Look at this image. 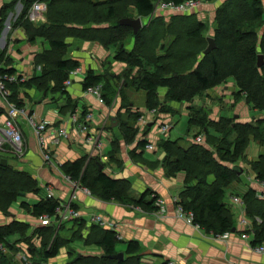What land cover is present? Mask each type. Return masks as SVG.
<instances>
[{"label":"trees","instance_id":"1","mask_svg":"<svg viewBox=\"0 0 264 264\" xmlns=\"http://www.w3.org/2000/svg\"><path fill=\"white\" fill-rule=\"evenodd\" d=\"M38 1L40 0L25 1L24 13L21 15L22 27L29 42L41 38L48 42L49 48L35 54L34 66H39L40 72L38 77L27 81L44 86L45 90L53 87L54 91L65 95L66 105L60 109L62 112H73L76 109V103L66 93L64 85L70 72L80 66L77 60L64 56L68 45L65 38L72 36L98 41L106 48L115 46L113 59L136 68L133 75L127 74L126 79L122 80V86L143 90L146 110H163L164 106L169 108L167 105L172 101L189 104L196 95L231 78L236 85L233 92L235 98H244L251 108L264 112V31L261 35L257 33L264 16L262 0H225L219 5L214 18L215 47L205 54L203 52L208 45L207 37L203 35L205 23L195 13H172L167 21L154 12L157 0H49L46 3L45 21L33 26L31 21L28 23L26 14L28 6ZM163 1L180 3L184 0ZM124 17L146 18L147 22L136 33H133L130 26L112 25ZM128 37L133 39L130 49L125 48ZM259 54L263 56L260 67L257 65ZM4 55L8 56L0 51V63L11 64ZM14 72L12 67L0 69L2 75ZM45 80L52 81L53 85H47ZM28 82L3 80L9 91L7 101L23 108L24 102L19 98L18 89ZM97 85H100L101 97L106 105H110L121 94L106 74H96L88 69L81 82L82 89L88 90ZM160 88L164 89L162 100L159 98ZM188 110H193L191 105ZM198 119L199 116L194 114L188 117V122L193 124ZM263 121L264 119H258L257 123ZM199 122L203 124L202 121ZM128 124V121L123 123L125 126L122 137L126 141L136 134V130ZM212 127L223 138L231 132L236 133L235 141L231 143L232 148L229 143L225 145L220 140L215 146L214 156L213 151L201 143L192 142L184 146L179 139L166 138L159 142V146L164 153L162 164L165 174L174 176L177 172H184L185 175L184 188L179 193L175 206L180 205L184 213L192 214V224L206 232L221 235L234 228L233 215L224 198L226 188L238 179V174L233 169L234 165L227 163L234 162L242 154L248 139L260 136L261 132L252 123H234L226 117H221ZM214 140L216 142L217 137L210 136L206 143L215 144ZM146 143L142 139L137 144L144 148ZM112 156L110 161H114ZM85 162L86 156H82L62 163L61 169L71 180L78 181L93 196L102 200L133 205L147 212L157 209L155 201L159 195L151 189L145 190L138 198L132 197L128 180L112 178L103 169H99L102 163L93 157ZM253 169L256 178L264 181V154L253 162ZM210 176H213L212 181L208 180ZM38 191L37 180L28 172L16 170L9 164H0V212L8 213V209L21 199L20 195ZM242 198L246 205V215L252 223L253 244L264 243V202L256 199L252 190H248ZM19 205L35 217H52L56 214L58 200L45 197L32 205L26 201H21ZM26 226L25 223L15 221L10 225L0 226V243L9 244L8 238L12 233ZM79 226L85 227V223L80 222ZM42 228H36L40 229L42 235L40 247L30 248L32 264H47L46 260L55 257L63 245L61 240L64 238L58 235L51 244L48 243L47 240L55 229L53 225ZM22 240L27 242L25 237ZM17 241L19 240L15 242ZM84 241L87 245L99 247L101 254L74 257L69 264H140L141 257L137 253L139 244L136 241L127 242L123 251L127 258L120 261L111 258V255L119 252V240L114 230L92 223ZM131 257L135 258L136 263L127 261ZM0 260L2 264H10L5 254L0 253Z\"/></svg>","mask_w":264,"mask_h":264},{"label":"crops","instance_id":"2","mask_svg":"<svg viewBox=\"0 0 264 264\" xmlns=\"http://www.w3.org/2000/svg\"><path fill=\"white\" fill-rule=\"evenodd\" d=\"M8 3L9 2H0V20L3 16V11L8 7ZM205 6L210 8L207 2ZM214 9L216 8L214 7ZM166 11L167 10H164L162 12L164 13ZM197 16L202 20L200 16L203 15L197 14ZM18 32L21 36L13 37L15 44H11L8 48H5V38H2L3 40L0 39V51L7 50L6 55L13 59L15 58L14 62L8 65L1 62L0 69L12 67L15 69V74H22L25 77V82H28L27 80L32 81L31 79L39 75L40 67L34 66V56L36 53L47 48V43L39 39L37 42L38 44L34 41V45L33 42L26 41V39L24 40L25 36L22 31L19 30ZM2 36L3 33L0 30V37ZM87 43L84 44V46H76V49L68 56V58L80 62L79 67L82 73L78 74L79 76L75 77L70 84L64 85L66 93L76 103V111L79 113L83 110L91 112L93 123L96 124L98 120H103V118H106L105 120H110L114 115H111V108L108 109V107L104 106L102 102H99L94 95L87 92L88 90L82 89L80 80H82L81 77L83 78L88 69L93 70L96 74H103V67L101 69L100 64L101 58H97L95 54L101 55L105 53V55H107L109 54L108 52L114 50L110 47L108 51L103 47L102 49L98 44L90 46V44ZM132 45L133 39L129 42L128 49H130ZM119 63L122 64V62ZM113 71L118 72L115 70ZM229 80L228 83L224 85L208 89L204 92L205 95L208 96L213 91H220V96L218 97L221 98V100L226 101L231 98L233 101L232 96L233 92L236 90V85L234 81ZM30 81L28 84H24L23 87L18 89L19 98L24 102L23 109L26 115H31L38 121L45 120L49 125L68 128L67 130L74 136L71 139L74 141H62L58 146L50 148L51 150L54 148L52 159L62 164L66 161H72L88 155L86 159L87 163L91 157L94 158V154L98 155L90 145L84 142V135L76 130V126L71 122L70 111L65 110V112H62L60 110L66 105L65 95H62L59 91H54L52 89L53 87L45 90L40 85L38 88L36 84ZM159 93L161 94L159 98H162L164 90H159ZM205 103L206 101H202V104ZM110 106L112 107V105ZM137 107L136 109L142 108L141 106ZM5 111L6 104L0 99V126L6 118ZM252 112L254 111H252L250 107L238 105L237 111H233L234 117H240L236 123L248 122V118L250 119V116L254 114ZM108 115L110 116L109 118ZM221 116H226V114ZM263 117L264 114L259 116L258 119H262ZM154 119L157 120V117H154ZM16 122L24 135L25 149L21 157H16L17 155L13 151L0 150V157H7V164L16 170L28 172L39 183V191L37 193L22 195L17 203L20 204L21 201H26L29 205L35 204L42 198L47 197V187H50L52 196L56 200L61 202L72 201V205L79 211L80 217L78 219H68L65 221L66 223L64 222L62 225L63 228L69 226L67 230L70 231L71 234L77 230L79 232L77 238L81 241L80 246L74 250L69 249L73 255L72 258L81 255H94L95 253L98 254L101 252L100 250H94L95 248H99L94 244H88V247H84L85 245L82 244L84 238L88 234V227L92 224L89 222L88 217L91 214H96L102 216L109 225L112 224V227L108 226L103 228L114 230L117 233L119 240L117 245L118 251H124L128 241H136L139 244V251L137 253L141 257L139 259L140 264H163L168 261L174 264H264V254L255 251L253 248L255 245L253 244V233L249 229H246L245 225L239 223L242 217L250 222V218L246 215V205L242 198L248 190H252L255 198L264 202V198L260 196L263 187L256 178L254 171L252 172L250 170L248 172L242 168L241 173L238 175V179L226 188L224 202L232 212L234 231L231 230L221 235H214L210 232H206L203 228L188 223L185 219L178 217L176 214L175 199L178 198L179 193L184 188V172H178L175 176H168L161 166L150 169L145 164L135 163L134 161H136V158L132 156L133 153H131V151L129 156L123 153L121 157L123 168L121 169L109 163L110 156H106V153H103L104 157L101 156L104 158V161L101 162V165L105 173L115 179L128 180L131 185L129 191L132 197L138 198L145 190L151 189L159 195L158 198L163 200V208L160 210L157 206V209L151 212L143 211L140 208L141 211H139L137 209L138 207L134 208L133 205L122 204L116 201L100 200V198L96 196L84 193L80 187H71V185L65 181L62 174H60L59 169L44 163L42 156L38 152L37 139L28 126L25 115L18 116ZM170 122L171 121L165 118L157 122V124H153L154 128L149 130V135L146 134L148 143L157 145L159 142L157 141L154 143L153 137L160 139L162 138L161 135H163L159 129V125L162 123L170 124ZM152 123H154V121ZM94 130H96V128L93 126L90 131L94 133ZM170 131L171 128L167 131V134H169ZM157 134H159V136ZM47 135L48 133H46V137ZM109 137V133L106 134V131L102 132L100 142L103 147L101 146V151L107 148V138ZM47 140H49V137H47ZM138 142L139 140H137V143ZM137 143L132 144L130 148L139 149L140 147H138ZM7 144L9 148H11V145L9 143ZM153 151H149L144 147L140 148L138 152H141L140 154L147 162L155 163L154 160L160 157ZM161 155H164V153H161ZM251 155L252 157L256 156V150L255 154L251 153ZM101 156H98L99 160L102 159ZM10 158H17L16 163H11L9 161ZM210 179L211 177L208 178L209 181H211ZM42 190L43 192H41ZM234 197H240L244 203V207L236 203L233 200ZM28 198H30L29 200L32 202H28L26 200ZM24 211L25 210L21 208V211L14 210V212L12 211L10 213L0 212V226L10 225L14 221L25 223L28 226L24 235L27 242L23 241V238L19 239L17 232H13L8 238L9 244H4L8 248V252L5 255L6 258L9 259L10 264H32L33 259L31 250L41 245L40 229L36 230V228L45 226L40 223L38 217L33 216L30 212ZM80 222L85 223V227L82 226L81 228L79 226ZM60 236L64 239L66 238L63 235ZM16 240L19 241L15 242Z\"/></svg>","mask_w":264,"mask_h":264},{"label":"rangeland","instance_id":"3","mask_svg":"<svg viewBox=\"0 0 264 264\" xmlns=\"http://www.w3.org/2000/svg\"><path fill=\"white\" fill-rule=\"evenodd\" d=\"M25 1L26 0H0V2H2V3L3 2L4 3L9 2L7 4L8 7H6V9L3 11V16L1 17V23H0V30L3 33V36L0 37V39L5 38V48H8V46H10L11 44L12 45L15 44L13 37L21 36L18 32L19 30L23 32V35L25 36L24 40L26 39V41H27V33L23 30V27H22L23 18H21V15L24 13V9H25L24 8L25 7ZM40 1L44 2V3L49 2V0H40ZM220 1L221 0H211V1L201 0V2L198 4V6L195 7L194 9H191L189 13H182V14L195 13L196 16H197V14L203 15V16H200L202 18V21L205 23V29L203 31V35L207 38L213 37L215 34V23H214L215 12H216L217 7L219 5H221L225 0H223L221 2ZM262 1H263V11H264V0H262ZM206 2L209 4L210 8L205 6ZM34 3L31 4L32 6L31 5L28 6L29 10L27 12L28 14H26L27 16H29V13H31V9L34 8ZM214 7L216 9H214ZM213 9H214V12H213ZM166 12L163 13L162 11H157V14L162 15L163 18L168 21V19L172 16L173 12H171L169 10H167ZM42 13H43V17H40L35 21H31L28 17V19H29L28 23H30V21H31V23H30L31 25L38 26L39 23L44 22L46 19L47 4H46V9ZM134 16H136V15H134ZM142 22L146 23L147 19L143 18ZM263 31H264V16H263V21H261V25L257 28L258 35H261V33ZM4 32H5V35H4ZM128 38L126 39V42H127V44H126L127 46H125L126 49H128L129 42L132 40V38H129V39ZM39 39H41V38H36L35 43H37L39 41ZM42 40L47 43V48H49L48 42L44 39H42ZM65 41L68 43L67 48H66L65 53H64L65 57L70 56V53H72V51L74 49H76L75 48L76 46H84V44H86L87 42H88L87 44H90V46L98 44L101 48L103 47L104 49H106L108 51L110 48V47L109 48L104 47L98 41L83 40L82 38H78V37H74V36L66 37ZM35 43H34V45H35ZM111 47L114 51L108 52L109 54H107V55H105V53H103L101 55L95 54V56L97 58H101L100 64H101V69L103 67V69H102L104 72L103 74H106V76L108 77V80L114 85V87L116 89H118V91H120L121 94L119 96H117V98L115 100L112 101V103L110 104V105H112V107H111L110 105H106L103 102L102 97H101V93H100V88H99L98 93H94L92 91H87V92L94 95L99 100V102H102L104 106L108 107V109L111 108L112 114L111 113L110 114L114 115V116L110 120L109 119L105 120L106 118L105 119L103 118V120L100 119L95 124V123H93L92 117L90 119L86 118V114L88 112L79 113L78 111H76V109L73 112L72 111L69 112L71 122L74 123V125L76 126V130L84 135L83 136L84 142L87 145H90V147L92 149H94V151L98 154V155L94 154V158L96 160H98L100 163L102 161H104L103 160L104 159L103 153H106L105 154L106 156L107 155H109V156L113 155L112 157H113L114 161H109V163H112V165L114 167H118V168L122 169L123 168V163H122L123 161H122L121 157H122L123 153H125L127 156H129L130 155L129 153L131 151V153H133L132 156H134L136 158V161H134L135 163L138 162V163L145 164L150 169H155L157 166L163 167L162 160H163L164 155H161V153L163 154V151H162V148L159 146V143L157 145H155V144L153 145L152 143H150L152 145V148H148L145 145V149H148L149 151L155 150L153 152H155L156 155L158 157H160L159 159L154 160L155 163L147 162L145 160V158H143L142 155L140 154L141 152H138V151H140V148L139 149H136V148L131 149L130 147L132 144L137 143V140L140 141L143 139V140L147 141V139H146L147 135L146 134L150 133L149 130L151 128L152 129L154 128L153 124L155 125V123L157 124V122H160L161 120H163L165 118L168 119V121H171L169 124L171 131L169 134L166 133V134L161 135L162 138H160V139H156L157 137H153L154 143H156L157 141L160 142L161 140H165L166 138L173 139V140L179 139L180 143L184 146H188L192 142L201 143V144L205 145L206 147L210 148L213 151L214 156H216V147L215 146L218 145L221 141H223V143H225V145H227L229 143L230 147L232 148L231 143H233L235 141L236 133L231 132V133L227 134L226 138H223V136L220 133H218L214 130L212 125H214L215 122H218L221 119V117H226L228 119L230 118V119H232V121L234 123L237 120H239L240 117H237V118L234 117L235 115H233V111H237L238 105L244 106V107L246 106L248 108L250 107V105L245 101L244 98L236 99L235 96L233 95L232 96L233 101L231 100V98H229L230 100L223 101V100H221V98L218 97V96H220V91H217V92L213 91L208 96H206L205 93L203 92L201 94L196 95L195 98L192 100V102H190L188 105L186 103H179V102L172 101L167 105V106H169V108H167L166 106H164L163 110H159V108H156L155 112H152L150 110H146V108H145V92L143 90H137L134 87L122 86V80L124 78L126 79L127 74L133 75L136 72V68H130L123 62H122V64H120L119 61L115 62V60L113 59V56L115 54L116 47L115 46H111ZM114 47H115V49H114ZM47 48H45V49H47ZM88 48H91V47H88ZM2 52L4 54H7V50L2 51ZM5 57L9 58V62H11V63L14 62L15 58L13 59L10 56L4 55V58ZM78 68H80V67H78ZM75 70L76 69H74L70 72L69 78L66 81H64V84H66V85L70 84L72 82V80H74L75 77L79 76L78 74L82 73V72H80L79 69H78V71H75ZM113 70L118 71V72H114ZM10 75L17 77L16 81L19 80L20 82H25V77L20 73H19V75H17L14 72V74H10ZM116 75H121V76L115 77ZM72 76H74V77H72ZM84 76H85V74H84ZM84 76H83V78H84ZM20 78H22V79L20 80ZM83 78L81 77L82 80H83ZM229 79H228L229 81H233V79H231V78H229ZM82 80H80V82H82ZM228 80L226 82L221 83L218 86H221V85L228 83ZM45 81H47V83H48L47 85H51V86L53 85L52 81H50V80H45ZM38 86L39 85H36V87H38ZM42 88L44 89V86H42ZM47 89H49V88H47ZM159 90H164V89L160 88ZM159 96L161 97L160 93H159ZM0 99L4 103L7 101L6 98L2 97V96H0ZM160 99H162V98H160ZM72 101H73V99H72ZM202 101H206V103L202 104ZM190 105L193 108L192 111L188 110V107ZM79 106H81V105H79ZM137 106H141L142 108L136 109V108H138ZM251 109H252V111H254V112H252L254 114L250 116V119L248 118V123H252V125L254 127L259 128L261 135L256 137V138L251 136L248 139V142H247L242 154L240 156H238L234 162H231V163L228 162L227 163L228 165H231V164L239 165L241 168H244L245 171H248V172L250 170L252 172L254 171L253 162L258 160L260 158V155L264 154V121L262 123H259V124L257 123L259 116L263 115L264 112L253 109V108H251ZM5 112H6V118H5V120H6L8 117L7 108H6ZM74 113H75V117L77 116V121H72V119H73L72 114H74ZM194 114L198 115L199 119L197 121H194L193 124H189L188 117L192 116V115L194 116ZM224 114H226V116H221ZM18 116H20V115H18ZM18 116L15 119L16 124H17L16 120H17ZM28 117H30L29 120H28ZM28 117H26L27 124L31 128V130L33 131V133L37 139L38 152L42 156L44 163L47 165L49 164L51 166H55L57 169H59L60 174H62L65 181L68 182L71 185V187H74V188L80 187L81 185L80 186L78 185L77 187H75L74 184H80V183L75 182V180L69 179L68 176H66L64 174V172L62 171L61 163H58V162H56L57 160L52 159L53 153H54V151H53L54 148L52 150L50 149L51 147L58 146L60 144V142H62V141H68V142L74 141V140H71L72 137H74L73 134H71V132L67 130L68 128L66 129L64 127L49 125L47 123V121H45V120L38 121L31 115H28ZM109 117L110 116L108 115V118ZM154 117H157V120H155ZM30 119H33L36 124H39L38 122H43L45 125V129L42 131V134H40V135H42V138H43V143L41 146H40L39 136L37 135V133L35 131V127H33L31 125ZM112 119H115V122H116V124L114 126L111 124ZM262 119H264V117ZM199 120L202 121V123H203L202 125L200 124ZM126 121L129 122L128 125H131L133 127V129L136 130L135 136L131 137L129 139V141H126L122 137L123 127L125 126V125H123V123H125ZM153 121H154V123H152ZM83 125L86 126V129L83 128ZM17 126H18V124H17ZM93 126L96 128V130L93 131L94 133L91 132L92 130L90 131V129H92ZM18 129H19V126H18ZM47 131H49V132H47ZM103 131H106V134L109 133L110 137L107 138V141H108V146H106L107 148L104 151L103 150L101 151L102 144L100 142L101 141L100 138H101V134ZM19 132L21 133V145H20L19 149H14L12 146H11V148H9V145L7 144V143H9V141L7 139H3L2 141H0V150H2V151L10 150V151H13L17 155L16 157H21V154L23 153V151L25 149V138H24V135L20 129H19ZM46 133H48L47 137H49V140H47ZM130 133H131V130L129 131V134ZM157 135L159 136V134H157ZM198 135L201 137L200 142H197L194 140V138H196ZM210 136L217 137V141L215 142V140H214L215 144H207L206 143L207 138ZM147 143H148V141H147ZM254 148L256 150V156L252 157L251 153L255 154ZM143 151H146V150H143ZM99 155L103 156V157L101 156L102 159H100V160L98 159ZM0 158H3V157H0ZM87 158H88V155H86V159ZM5 159L7 160V157ZM16 159L10 158L9 161L11 163H16ZM99 166H102V165L100 164ZM210 177H211L210 180L212 181L213 176H210ZM37 183H38V181H37ZM129 185H130V183H129ZM81 187L83 188V189L82 188L81 189L84 193L92 195L89 191L88 192L85 191L83 186H81ZM130 187H131V185H130ZM47 188L50 189V187H47ZM41 192H43V190ZM22 195H25V194H22ZM22 195H20V197H22ZM29 199L30 198H28L26 200L28 202H32ZM100 200H102V199H100ZM176 201H178V198L175 199V202ZM67 202L72 203V201H67ZM12 208L14 210L21 211V208L17 202H15L8 209V213H10L12 211L14 212V210ZM134 208H136V207H134ZM137 209L139 211H141L140 208H137ZM159 209L162 210L161 208H159ZM176 214H177V212H176ZM178 217H180V216L178 215ZM75 219H78V218H75ZM183 219H185V218H183ZM240 220H241V218H240ZM240 220H239V223L241 224ZM64 222L60 226H58L56 228L54 227L55 229L52 232L51 237H49V240L45 239L48 241L49 244H51V242L53 241V239L56 235H58V236L63 235L66 237L65 239H62V240L60 239L61 243L63 244L62 248L59 249L58 254L55 257L46 260L47 264H69V262L74 259V258H72L73 255L71 254V251L69 249L74 250V249L78 248L81 244V241L77 238L78 237V231H76V233H74V234L73 233L71 234L70 231L67 230V228L69 226L66 228L62 227ZM188 223H191V222H188ZM67 225H69V224H67ZM20 228L21 229H18V231L17 230H15V231L17 232V235L19 236V238H23L24 237L23 234L28 229V226H26L24 228H22V227H20ZM245 228L249 229L253 233V236H254V232L252 230V223L251 222H249V226H246ZM232 229H234V228H232ZM32 231H33V229H32ZM41 240H42V235H41ZM82 244L85 245L84 247H88L87 244H85V241H83ZM253 248L255 249L254 246H253ZM94 250H98V251L100 250L101 251L100 248H97V249L95 248ZM100 253H98V254L95 253L94 255L97 254V256H98ZM89 256L91 257L93 255H89ZM124 257L127 258L128 256L124 255ZM124 257H123V259H124ZM90 261H94V260H90ZM127 261L136 263V260L134 257L128 258ZM168 262H171V261H168ZM90 263L91 262H89V264ZM92 264H99V262H96V263L93 262Z\"/></svg>","mask_w":264,"mask_h":264},{"label":"built area","instance_id":"4","mask_svg":"<svg viewBox=\"0 0 264 264\" xmlns=\"http://www.w3.org/2000/svg\"><path fill=\"white\" fill-rule=\"evenodd\" d=\"M200 2H201V0H184L180 3H173V2H165L163 0H157L154 3V12L169 10L173 13H189L190 10L197 7ZM45 9H46V3L41 2V1L35 2L34 8H32L31 13H29V16H28L29 19L31 21H35L38 18L43 17L42 12ZM78 69L80 70V68H76L75 71H78ZM21 79L22 78H20V80ZM3 80L16 81L17 77L12 76V75H6V74L2 75L0 73V96L5 97L7 100V96L9 94V91H8V89L5 88ZM99 88H100L99 85L95 86V87H90L88 89V91L98 93ZM5 104H6V108H7L8 117L0 126V141H2L3 139H7L14 149H19L20 145H21V133L19 132L18 126L15 123V119L18 115H25L26 117H28V115H26L25 110L23 108H18L14 103L6 101ZM150 111L155 112L156 110L152 109ZM72 115H73L72 121H77V116L75 117V113ZM91 117H92V113L88 112L86 114V118L90 119ZM29 118L30 117H28V120H29ZM30 123L33 127H35V131H36L37 135L39 136L40 146H41L43 143V138H42V135H40V134H42V131L45 129V125L43 122H38L39 124H36L33 119H30ZM83 128L86 129V126L83 125ZM169 128H170L169 123L159 125V129H160L162 134H166ZM194 140L197 142H200L201 137L198 135L196 138H194ZM146 147L152 148V145L150 143H147ZM75 182H78V181H75ZM78 185L80 186V184H74L75 187H77ZM260 185L263 187V191L261 192L260 196L262 198H264V181H260ZM80 188H82V187L80 186ZM84 190L88 192V190L85 187H84ZM47 197H53L50 189H48ZM233 200L236 203L240 204V206L244 207V205H243L244 203L240 197H234ZM155 204L159 208H161V209L163 208V200L162 199L157 198L155 201ZM175 209H176L177 214L180 217L185 218L188 222L192 223V214L184 213L182 210V207L180 205H176ZM55 213L56 214L52 217H50L48 215H42V216H39L38 219L42 225H44V226L53 225L56 228L68 219H75V218L80 217L79 211H77L73 207L71 202L58 201V206L56 207ZM255 219L258 222H260V219L258 217H256ZM88 220H89V222L94 223V224H98L101 227H108V226L112 227L111 226L112 224L109 225L102 216H99L96 214L89 215ZM240 221H241L242 225L249 226V222L247 221L246 218H241ZM254 247H255L256 251L264 254V243L255 244ZM7 252H8V248L3 243H0V253L6 254ZM0 264H2L1 260H0ZM168 264H174V263L168 262Z\"/></svg>","mask_w":264,"mask_h":264},{"label":"water","instance_id":"5","mask_svg":"<svg viewBox=\"0 0 264 264\" xmlns=\"http://www.w3.org/2000/svg\"><path fill=\"white\" fill-rule=\"evenodd\" d=\"M142 19L140 17H136V18H129V17H124L122 19H119L118 21L112 23V25H124V26H130L133 30V33H136L141 27H142ZM208 45L206 47V49L204 50V54L209 52L211 49H213L215 47V42L213 37H208ZM263 63V56L261 54L258 55V61H257V65L260 67ZM116 124L115 119H112V125L114 126ZM0 164L2 165H6L7 164V160L5 158H1L0 159ZM99 169H102V166H99ZM233 169L235 170V172L239 175L242 171V168L238 165H234ZM232 231H234V229H232ZM124 257V253L122 251H119L118 253L111 255V258L117 259V260H122Z\"/></svg>","mask_w":264,"mask_h":264}]
</instances>
